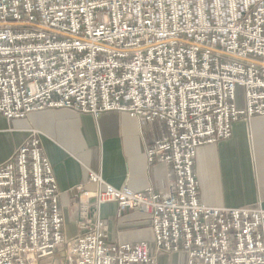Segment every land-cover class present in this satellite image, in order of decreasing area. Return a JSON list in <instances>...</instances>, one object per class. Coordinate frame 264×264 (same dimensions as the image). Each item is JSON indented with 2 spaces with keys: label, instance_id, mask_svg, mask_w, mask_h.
Masks as SVG:
<instances>
[{
  "label": "built area",
  "instance_id": "2783aa9c",
  "mask_svg": "<svg viewBox=\"0 0 264 264\" xmlns=\"http://www.w3.org/2000/svg\"><path fill=\"white\" fill-rule=\"evenodd\" d=\"M54 109L159 123L147 160L172 182L134 192L92 173L99 189H78L86 232L67 264H264V210L201 204L195 173L199 148L264 116V0H0V116ZM108 203L149 216L155 253L108 241L103 218L87 217ZM64 244L57 180L33 132L0 165V264H51Z\"/></svg>",
  "mask_w": 264,
  "mask_h": 264
},
{
  "label": "crops",
  "instance_id": "0c3cea01",
  "mask_svg": "<svg viewBox=\"0 0 264 264\" xmlns=\"http://www.w3.org/2000/svg\"><path fill=\"white\" fill-rule=\"evenodd\" d=\"M33 132L53 166L66 244L86 232L78 189L91 193L99 189L89 182L92 173L114 188L134 192L166 191L172 183L166 165L147 160L149 147L163 134L159 123H143L125 112L95 117L63 109L34 113L26 119L0 116V165ZM195 173L201 204L264 210V116L242 119L233 125L231 139L199 148ZM98 215L105 221L110 243H147L156 252L149 216L130 209L120 213L116 203L90 206L88 219L95 221ZM169 258L186 263L184 254L160 256L159 263L168 264Z\"/></svg>",
  "mask_w": 264,
  "mask_h": 264
},
{
  "label": "rangeland",
  "instance_id": "374dc122",
  "mask_svg": "<svg viewBox=\"0 0 264 264\" xmlns=\"http://www.w3.org/2000/svg\"><path fill=\"white\" fill-rule=\"evenodd\" d=\"M238 100L239 102H243L244 100V92L241 89H238ZM28 140V139H27ZM26 142V141H25ZM68 244H64L61 249L59 250L57 256L55 259L51 262V264H67L65 261V255H66V250H67ZM168 264H183L181 262V259H175L171 261L169 258ZM44 264H48V262H45Z\"/></svg>",
  "mask_w": 264,
  "mask_h": 264
}]
</instances>
